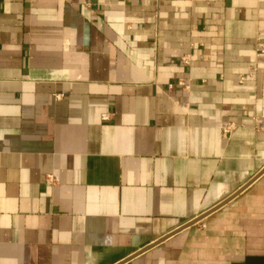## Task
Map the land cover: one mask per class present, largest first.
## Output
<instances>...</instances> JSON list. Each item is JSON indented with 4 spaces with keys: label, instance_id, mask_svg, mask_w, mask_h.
I'll list each match as a JSON object with an SVG mask.
<instances>
[{
    "label": "crops",
    "instance_id": "crops-1",
    "mask_svg": "<svg viewBox=\"0 0 264 264\" xmlns=\"http://www.w3.org/2000/svg\"><path fill=\"white\" fill-rule=\"evenodd\" d=\"M0 264H264V0H0Z\"/></svg>",
    "mask_w": 264,
    "mask_h": 264
},
{
    "label": "built area",
    "instance_id": "built-area-1",
    "mask_svg": "<svg viewBox=\"0 0 264 264\" xmlns=\"http://www.w3.org/2000/svg\"><path fill=\"white\" fill-rule=\"evenodd\" d=\"M256 50H257L258 52H263V49H262V48H258V49H256ZM180 61H181V63H182L184 66H190L191 63H192V55H191V53H190V52L184 53V54L180 57ZM244 79H245L244 76H240L239 79H238V82H239V83H243ZM177 84L180 85V86H182L184 89H188V88H189L188 83H186L183 79H179V80L177 81ZM169 86H171V85H169ZM61 96H62V95L58 94V95H56V98L59 99ZM101 117H102V119L106 120V119H108V118L110 117V114H109V113H103ZM229 130H230V127H227V128L225 129V132H229Z\"/></svg>",
    "mask_w": 264,
    "mask_h": 264
},
{
    "label": "water",
    "instance_id": "water-1",
    "mask_svg": "<svg viewBox=\"0 0 264 264\" xmlns=\"http://www.w3.org/2000/svg\"><path fill=\"white\" fill-rule=\"evenodd\" d=\"M197 220V219H196ZM196 220H194V221H196ZM194 221H191L190 223H188L187 225H190L192 222H194Z\"/></svg>",
    "mask_w": 264,
    "mask_h": 264
}]
</instances>
